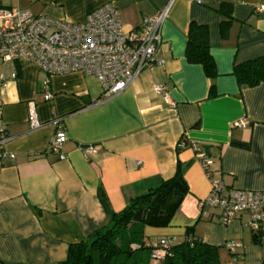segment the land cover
<instances>
[{
	"label": "crops",
	"instance_id": "1",
	"mask_svg": "<svg viewBox=\"0 0 264 264\" xmlns=\"http://www.w3.org/2000/svg\"><path fill=\"white\" fill-rule=\"evenodd\" d=\"M219 1L0 0V7L70 22H81L112 2L126 31L146 15L166 12L156 53L162 65L140 71L108 99L101 98L98 80L69 72L50 77L52 97L44 100L43 71L31 63L0 62V75H17L0 87V131L4 127L8 136L0 151L13 154L0 159L3 261L63 262L71 244L86 242L107 224L109 213L101 195L110 211H121L131 197L171 178L180 164L188 191L167 226L143 228L146 244L154 245L162 237L176 244L188 234L219 247V257L232 258L226 242L240 244L230 264H264V224L255 240L247 214L221 224L217 209L199 207L213 178L227 188L264 189V81L239 86L232 73L235 64L264 56V0H226L233 6L226 35L221 33L220 16L209 8ZM191 22L209 31L217 71L212 96L201 65L185 58ZM155 86L164 93L155 92ZM29 101L36 104L40 128L28 124ZM240 120L247 123L235 125ZM58 126L65 138L62 160L49 151ZM233 142H248L249 147ZM87 146L93 151L85 152ZM197 150L212 161L210 177Z\"/></svg>",
	"mask_w": 264,
	"mask_h": 264
},
{
	"label": "built area",
	"instance_id": "2",
	"mask_svg": "<svg viewBox=\"0 0 264 264\" xmlns=\"http://www.w3.org/2000/svg\"><path fill=\"white\" fill-rule=\"evenodd\" d=\"M165 15V10L146 15L136 27L126 31L112 2L100 5L81 22L36 15L27 9L0 7V62L31 63L43 71L47 75L43 81L44 100L52 97L50 77L69 72H80L98 80L101 98L108 99L124 90L140 71L162 65L156 53L161 44L160 28ZM16 76L14 71L8 77L0 75V87ZM154 91L164 93L160 86H155ZM27 121L31 129L43 124L34 101L27 103ZM57 121L53 122L57 124ZM246 123L240 120L235 125ZM7 140L3 127L0 144ZM64 140L63 130L58 126L49 141V151L59 160L65 158L62 153ZM183 145V142L179 144ZM84 151L92 152L93 147L87 146ZM7 156L13 157V154L0 151V159ZM196 157L210 177L211 159L201 150L196 151ZM204 206L219 211L221 224L231 223L242 213L247 214V225L254 233L259 232L264 224V189L227 188L221 179L213 178L208 195L199 202L201 209ZM202 215L207 214L202 212ZM158 243L150 255L156 263L163 259L165 248L172 240L162 237ZM224 246L232 254L240 244L226 242Z\"/></svg>",
	"mask_w": 264,
	"mask_h": 264
},
{
	"label": "trees",
	"instance_id": "3",
	"mask_svg": "<svg viewBox=\"0 0 264 264\" xmlns=\"http://www.w3.org/2000/svg\"><path fill=\"white\" fill-rule=\"evenodd\" d=\"M209 8L220 16L221 33L226 35L233 21L232 3L220 0L214 5H209ZM186 36L185 58L191 64L201 65L209 81L208 94L212 96L215 93L214 80L217 71L210 53L208 28L191 22ZM232 73L239 86L252 87L259 84L264 81V56L235 64ZM233 144L242 148L249 147L248 142ZM187 191L182 166L177 164L171 178L162 181L157 187L131 197L121 211H110L101 195L100 201L109 213L107 224L89 236L86 242L71 244L67 258L59 264H219V247L188 234L182 242H172L167 246L159 263L151 259L150 255L157 248L159 240L154 245L146 244L143 228L167 226ZM259 232L254 233L255 240L259 237ZM237 256V253H232L233 262ZM0 264L14 263L0 258Z\"/></svg>",
	"mask_w": 264,
	"mask_h": 264
},
{
	"label": "rangeland",
	"instance_id": "4",
	"mask_svg": "<svg viewBox=\"0 0 264 264\" xmlns=\"http://www.w3.org/2000/svg\"><path fill=\"white\" fill-rule=\"evenodd\" d=\"M230 262H232V258L228 254L219 257V264H230Z\"/></svg>",
	"mask_w": 264,
	"mask_h": 264
}]
</instances>
